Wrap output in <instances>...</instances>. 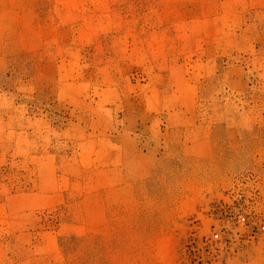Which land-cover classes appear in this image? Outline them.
Listing matches in <instances>:
<instances>
[{"label":"rangeland","instance_id":"obj_1","mask_svg":"<svg viewBox=\"0 0 264 264\" xmlns=\"http://www.w3.org/2000/svg\"><path fill=\"white\" fill-rule=\"evenodd\" d=\"M0 264H264V0H0Z\"/></svg>","mask_w":264,"mask_h":264},{"label":"bare ground","instance_id":"obj_2","mask_svg":"<svg viewBox=\"0 0 264 264\" xmlns=\"http://www.w3.org/2000/svg\"><path fill=\"white\" fill-rule=\"evenodd\" d=\"M158 257H159V259H160V261L161 262H167L166 260L168 259V253L167 252H161V251H159L158 252Z\"/></svg>","mask_w":264,"mask_h":264},{"label":"built area","instance_id":"obj_3","mask_svg":"<svg viewBox=\"0 0 264 264\" xmlns=\"http://www.w3.org/2000/svg\"><path fill=\"white\" fill-rule=\"evenodd\" d=\"M217 236H218V234H217V233H215V234H214V237H217Z\"/></svg>","mask_w":264,"mask_h":264}]
</instances>
